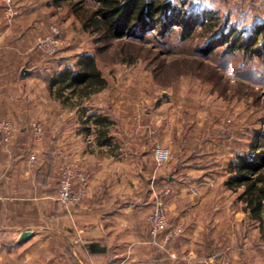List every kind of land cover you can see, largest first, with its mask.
Segmentation results:
<instances>
[{
    "label": "crops",
    "instance_id": "1",
    "mask_svg": "<svg viewBox=\"0 0 264 264\" xmlns=\"http://www.w3.org/2000/svg\"><path fill=\"white\" fill-rule=\"evenodd\" d=\"M14 1L19 16L12 23L6 24L0 7V119L15 125L10 150L0 143V264H264L263 227L249 219L237 200L241 190L224 189L225 158L198 166L216 155V143L195 144L198 153L188 155L184 164L177 161L179 167L166 174L155 170L151 143L126 124L123 103L108 112L116 123L101 136V127L92 120L85 123L93 114L86 112L76 123L62 118L68 113L64 110L44 115L41 103L27 98L41 79L54 91V77L34 72L35 58L25 62L35 36L51 24L52 10L48 1ZM244 2L264 9V0ZM24 63L33 64L32 69L24 70ZM53 99L60 101L58 96ZM96 109L102 113L100 106ZM45 116L50 120L39 144L32 140L29 124L36 119L44 123ZM143 117L148 123L150 115ZM77 162L88 176L87 197L64 208L56 200L57 169ZM193 163L196 167L191 168ZM164 186L172 190L170 228L182 226V234L153 239L147 218ZM217 186L233 200L231 206L227 198L216 203ZM192 188L197 196L190 194ZM24 232H31V237L19 241Z\"/></svg>",
    "mask_w": 264,
    "mask_h": 264
},
{
    "label": "rangeland",
    "instance_id": "2",
    "mask_svg": "<svg viewBox=\"0 0 264 264\" xmlns=\"http://www.w3.org/2000/svg\"><path fill=\"white\" fill-rule=\"evenodd\" d=\"M47 1L52 10L49 11L52 14V21L44 32L40 31L35 36L29 46L28 53L25 54V62L33 57L35 65L24 63L22 64L24 70H31L29 66H32L33 71L40 73L42 78L55 77L63 70L73 68L79 55L89 53L95 57L107 85L104 89L90 94L83 101L73 97L75 95L72 92L64 89L62 96L58 97L60 101L57 102L53 99V96H57L56 92L53 95L54 91L50 92L46 80L41 79L38 88L30 91L28 93L30 96L27 98L32 97L33 102L35 98L37 104L40 102L42 110L45 111L44 115L53 112L56 114L57 109L64 110L68 112L63 113L64 120L72 119L76 123H81L86 112L95 115L99 113L96 108L100 106L102 112L100 114L108 116L111 120L110 126H113L116 122L109 113L113 112V108H117L115 107L117 103L119 105L123 103L125 107L121 108L128 118L126 124L133 125L139 137H145L151 143L152 157L156 146L167 149L171 154V160L162 166H158L153 157L156 171L161 170L167 174L179 167L177 161L182 163L188 155L193 156L194 152L198 153L195 144L216 143V155L211 154L208 157L210 150L207 149L204 157H208V161L198 166L209 161L219 162L225 158L221 173H227L229 162L227 160L233 158V150L230 146L237 142L242 146L248 144L251 140V130L258 129L264 121V57L249 58L241 51L223 55V48H215L205 53L203 50L211 35L219 30L225 19H228L230 25L238 22L239 28L249 30V25L255 19L264 18L262 11L264 9L261 10L249 0V3H245V0H187V7L191 6L192 10L209 9L217 16L212 30L198 28L187 39H182L181 34L174 31L164 38L155 37L152 33L149 35L150 40L146 42H128L125 39L112 41L106 50L98 53L97 48L105 45L94 44L97 38L81 30L80 25L71 16L69 8L65 4L54 7V0H43V2ZM13 5L18 15L9 18L5 15L0 0L6 24L12 23L19 16V9L14 0ZM246 14L249 16L246 17ZM51 26L57 28L59 32V45L52 56H46L36 49L35 44L38 37L50 33ZM128 58L132 60L127 61ZM26 107L30 111L34 110L33 106L29 108L26 105ZM131 109L132 116H130ZM70 112H73V115H69ZM147 113L150 118L147 117L149 121L144 123L143 115ZM77 114L80 116L75 119L74 116ZM49 118L45 116L44 123L37 119L30 122L29 128L33 122H39L44 127V135L39 142L31 133L32 140L36 143H42ZM3 122L12 124L15 131L13 120L0 119V124ZM48 136L51 137L52 133ZM14 138L15 133L12 140L6 142L0 130L2 149L9 151ZM64 165L58 166V180L60 169ZM190 167L196 166L193 163ZM219 169L220 166L216 171H220ZM164 188L171 190L169 186H164L157 191L151 213L156 199L160 198ZM193 191L194 188L189 192L195 196ZM223 193L222 188L217 186L216 203L228 197ZM171 195L172 190L164 199L167 211ZM226 201L227 205H232V199L227 198ZM262 232L264 236V224Z\"/></svg>",
    "mask_w": 264,
    "mask_h": 264
},
{
    "label": "trees",
    "instance_id": "3",
    "mask_svg": "<svg viewBox=\"0 0 264 264\" xmlns=\"http://www.w3.org/2000/svg\"><path fill=\"white\" fill-rule=\"evenodd\" d=\"M63 4L69 8L81 30L97 38L94 44L105 45L97 48L98 53L106 50L112 41H149L152 33L155 37L164 38L178 31L182 39H187L198 28L212 30L217 21V16L209 9L200 11L187 7V0H54V7ZM239 24L230 25L225 19L219 30L209 38L204 53L223 48V55L241 51L249 58L264 57V18L251 23L249 30L239 28ZM106 85L95 57L89 53L79 55L73 68L63 70L50 82V88L58 97L66 89L80 100L104 89ZM91 117L93 124L101 127L99 131L103 136L111 125L110 118L97 113ZM91 117H87L85 123L91 121ZM230 148L233 158L227 164L228 178L224 188L232 193L241 190L237 200L244 204L249 219L261 228L264 224V121L258 129L251 130L248 144L242 146L237 142Z\"/></svg>",
    "mask_w": 264,
    "mask_h": 264
},
{
    "label": "built area",
    "instance_id": "4",
    "mask_svg": "<svg viewBox=\"0 0 264 264\" xmlns=\"http://www.w3.org/2000/svg\"><path fill=\"white\" fill-rule=\"evenodd\" d=\"M5 15L13 18L18 15L13 0H1ZM36 49L46 56H52L58 49L59 32L54 26L50 27V33L40 36L36 40ZM0 130L6 142L12 140L14 136V127L8 122L0 124ZM34 139L39 142L44 135V127L39 122H33L30 126ZM153 157L158 166H162L171 160V154L167 149L156 146L153 150ZM30 161H35V157L31 156ZM88 176L80 163L64 165L59 172L57 202L64 208H71L80 204L87 197ZM171 190L164 188L160 198L156 199L152 213L148 218L149 234L155 239L165 236L167 239L176 238L182 234V226L170 228L167 206L164 199L169 196ZM193 194L197 196V191ZM1 199V185H0Z\"/></svg>",
    "mask_w": 264,
    "mask_h": 264
},
{
    "label": "water",
    "instance_id": "5",
    "mask_svg": "<svg viewBox=\"0 0 264 264\" xmlns=\"http://www.w3.org/2000/svg\"><path fill=\"white\" fill-rule=\"evenodd\" d=\"M25 73H26V72L24 71V72H23V75H24ZM31 235H32L31 232H24V233H22V235H21L19 241H24V240L28 239L29 237H31Z\"/></svg>",
    "mask_w": 264,
    "mask_h": 264
}]
</instances>
